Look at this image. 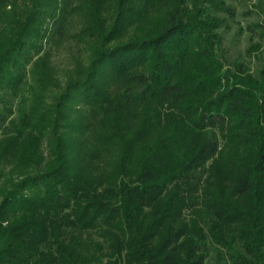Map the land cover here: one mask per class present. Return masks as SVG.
Instances as JSON below:
<instances>
[{
	"label": "trees",
	"instance_id": "trees-1",
	"mask_svg": "<svg viewBox=\"0 0 264 264\" xmlns=\"http://www.w3.org/2000/svg\"><path fill=\"white\" fill-rule=\"evenodd\" d=\"M224 14L0 0V264H264V64L225 69ZM73 40L90 59L56 74Z\"/></svg>",
	"mask_w": 264,
	"mask_h": 264
},
{
	"label": "rangeland",
	"instance_id": "rangeland-1",
	"mask_svg": "<svg viewBox=\"0 0 264 264\" xmlns=\"http://www.w3.org/2000/svg\"><path fill=\"white\" fill-rule=\"evenodd\" d=\"M25 2H29V0H19V4ZM228 4L233 8L235 16L222 15L228 19L226 25L219 30L222 44L217 48L218 57L224 63L226 70H234L236 63H244L255 76H258L264 64V40L262 41L259 32L254 29L255 25L263 20L264 0H228ZM7 11H10V7ZM74 23H78V20L75 19ZM76 27L77 25L73 24L70 32L75 33ZM258 42H262V52L257 57H250L247 54L248 49L253 43ZM88 44L84 46L78 43V40H73L66 41L56 49L54 48L52 61L56 68V74L67 76L68 73L73 72L72 69L78 65V62L87 63L88 47H90ZM24 89L22 96L24 100L30 99L28 103L30 104L32 102L30 92L32 91L28 85ZM18 100L20 101V98L16 99L15 103H19ZM17 114V112L14 113V116ZM1 136L0 133V138ZM18 178L15 176L13 180H18ZM209 261V264H213L211 260Z\"/></svg>",
	"mask_w": 264,
	"mask_h": 264
}]
</instances>
